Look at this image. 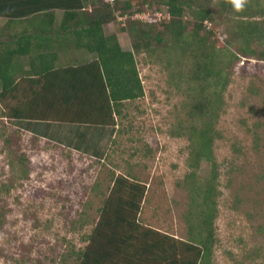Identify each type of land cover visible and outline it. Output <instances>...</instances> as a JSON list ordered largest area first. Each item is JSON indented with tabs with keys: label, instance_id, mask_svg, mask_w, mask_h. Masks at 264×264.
Listing matches in <instances>:
<instances>
[{
	"label": "rangeland",
	"instance_id": "1",
	"mask_svg": "<svg viewBox=\"0 0 264 264\" xmlns=\"http://www.w3.org/2000/svg\"><path fill=\"white\" fill-rule=\"evenodd\" d=\"M148 3L146 9L135 8L133 17L116 15L105 25L106 33L116 32L122 48L132 49L129 32L122 30L132 20L162 28L160 24L169 19L165 6ZM258 3L263 6L264 0ZM212 4L218 8L216 0ZM249 7L258 10L255 1ZM225 10L216 20L203 21L201 32L211 31V40L236 51L240 44L228 32L230 22L264 16L255 12L237 16ZM146 14L155 21H146ZM184 19L192 20L188 13ZM230 41L234 44L228 46ZM262 48L241 56L233 66L216 120L220 135L214 143L218 191L211 264H264ZM184 55L170 41L155 43L151 53H135L144 94L125 102L113 128L57 121L18 125L0 118V264H74L70 251L85 245L112 174H129L146 184L147 198L139 214L143 224L187 238L185 215L189 209L195 213L184 182L189 171L187 139L174 131L195 99L188 69L192 60ZM18 126L29 159L27 176L13 173L3 145V134ZM212 169L203 159L197 176ZM96 183L101 184L99 191Z\"/></svg>",
	"mask_w": 264,
	"mask_h": 264
},
{
	"label": "trees",
	"instance_id": "2",
	"mask_svg": "<svg viewBox=\"0 0 264 264\" xmlns=\"http://www.w3.org/2000/svg\"><path fill=\"white\" fill-rule=\"evenodd\" d=\"M212 1L149 0V5L165 6L169 19L162 28L132 20L122 28L132 38L130 50L104 27L116 15L133 17L134 10L146 9L147 0H0V118L18 125L57 121L113 128L125 102L144 94L135 53H151L155 43L170 41L192 60L188 69L195 99L174 130L187 139L184 182L195 206V213L189 209L185 215L187 238L143 224L139 214L146 184L129 174H112L85 245L70 251L74 264H211L218 191L214 143L220 135L216 120L224 106L223 91L241 56L255 54L262 45L259 55L264 57V5L244 0L237 11L233 0H216L217 9ZM225 9L262 17L238 23L227 19L232 40L240 44L236 51L211 40V31L201 32L203 21L216 20ZM185 13L192 20L184 19ZM18 127L3 134V145L13 173L27 176L29 159ZM203 159L212 172L197 176ZM100 185L94 184L97 191Z\"/></svg>",
	"mask_w": 264,
	"mask_h": 264
},
{
	"label": "clouds",
	"instance_id": "3",
	"mask_svg": "<svg viewBox=\"0 0 264 264\" xmlns=\"http://www.w3.org/2000/svg\"><path fill=\"white\" fill-rule=\"evenodd\" d=\"M234 7L237 11L241 10L244 6V0H233Z\"/></svg>",
	"mask_w": 264,
	"mask_h": 264
},
{
	"label": "built area",
	"instance_id": "4",
	"mask_svg": "<svg viewBox=\"0 0 264 264\" xmlns=\"http://www.w3.org/2000/svg\"><path fill=\"white\" fill-rule=\"evenodd\" d=\"M104 1H107V2H112L113 0H104ZM150 14H146V18H147V20L146 21H155V19L154 18H152V17H150L149 16ZM157 15H161V13L160 12H158L157 13ZM168 15V17H169V14H167ZM204 23H207V20H205L204 21Z\"/></svg>",
	"mask_w": 264,
	"mask_h": 264
},
{
	"label": "crops",
	"instance_id": "5",
	"mask_svg": "<svg viewBox=\"0 0 264 264\" xmlns=\"http://www.w3.org/2000/svg\"><path fill=\"white\" fill-rule=\"evenodd\" d=\"M87 56V55H86ZM89 57V56H88Z\"/></svg>",
	"mask_w": 264,
	"mask_h": 264
}]
</instances>
